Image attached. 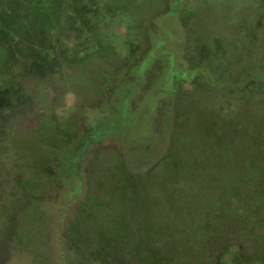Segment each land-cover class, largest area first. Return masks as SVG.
<instances>
[{"label":"rangeland","instance_id":"rangeland-1","mask_svg":"<svg viewBox=\"0 0 264 264\" xmlns=\"http://www.w3.org/2000/svg\"><path fill=\"white\" fill-rule=\"evenodd\" d=\"M263 169L264 0H0V264H264Z\"/></svg>","mask_w":264,"mask_h":264},{"label":"trees","instance_id":"trees-1","mask_svg":"<svg viewBox=\"0 0 264 264\" xmlns=\"http://www.w3.org/2000/svg\"><path fill=\"white\" fill-rule=\"evenodd\" d=\"M260 175L254 179V177H249L248 181H255L254 184H250L248 186V189H246L243 193L239 194V198H242L249 202L248 206H254L246 215V218L250 220L251 222H264V169L261 170L259 173ZM117 221L120 223L117 226H112L113 229V235H111L110 231V239L114 241V243H117L120 241L121 238V231L118 230L122 229V221L117 219ZM120 228V229H119ZM258 234V233H257ZM120 235V236H119ZM261 236H264L263 233H261ZM108 240L107 238L102 239V241ZM110 242L108 241V244ZM104 261V260H103ZM106 261V259H105Z\"/></svg>","mask_w":264,"mask_h":264}]
</instances>
